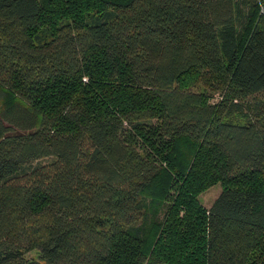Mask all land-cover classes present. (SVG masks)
Here are the masks:
<instances>
[{
	"label": "trees",
	"instance_id": "1",
	"mask_svg": "<svg viewBox=\"0 0 264 264\" xmlns=\"http://www.w3.org/2000/svg\"><path fill=\"white\" fill-rule=\"evenodd\" d=\"M0 264H264V0H0Z\"/></svg>",
	"mask_w": 264,
	"mask_h": 264
},
{
	"label": "rangeland",
	"instance_id": "2",
	"mask_svg": "<svg viewBox=\"0 0 264 264\" xmlns=\"http://www.w3.org/2000/svg\"><path fill=\"white\" fill-rule=\"evenodd\" d=\"M250 1L251 0H238L239 5L241 9L243 10V12H246L248 10ZM195 84H196L195 85L196 87H194L193 89L196 91L204 89L205 87V84L201 81L199 82L197 81ZM50 159L51 158H42L38 162H47ZM220 190H221V185L219 183L212 184L208 186L206 189H204L203 191H201L199 195L197 196V199L200 204H202L204 207L207 208L212 204L214 199L220 193ZM25 256L28 260L33 261V262H37L40 260L39 252L37 250H32V251L27 252L25 253Z\"/></svg>",
	"mask_w": 264,
	"mask_h": 264
}]
</instances>
